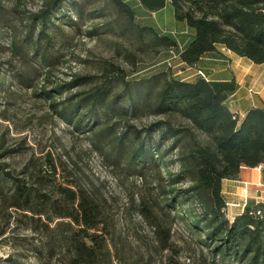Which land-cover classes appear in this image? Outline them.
<instances>
[{
  "label": "trees",
  "instance_id": "16d2710c",
  "mask_svg": "<svg viewBox=\"0 0 264 264\" xmlns=\"http://www.w3.org/2000/svg\"><path fill=\"white\" fill-rule=\"evenodd\" d=\"M42 1L26 14L18 10L20 0H0V36L10 33L11 57L23 65L16 77L26 87L31 86L25 63L34 72L41 68L48 80L58 61L56 45L68 37L65 26H77L71 15L84 19L89 2ZM102 1L130 26L135 16L126 0ZM132 1L150 13L169 5L173 19L184 24L191 37L183 49L173 38L155 37L158 47L174 51L187 67L198 69L200 59L210 54L227 62L223 52L264 65V0ZM143 31L154 33L150 28ZM101 78L96 84L94 78L77 75L38 92L64 123L91 135L92 149L109 165L133 177L151 173L158 199L155 196V206L148 202L142 207L143 215L155 208L171 223H181L190 239L211 254L208 264H264V203L249 199L228 219L222 193V182L237 180L242 168L262 167L264 172V104L256 103L242 116L233 112L229 103L237 86L232 77L185 81L159 73L126 81L123 71L116 70ZM117 85L122 89L117 91ZM84 86L90 87L81 92ZM147 116L163 119L143 130L126 124ZM172 117L186 124L174 126ZM7 154L0 144V205L27 219L48 258L56 256L60 264H123L114 251L108 215L86 189L74 181L57 182L49 157L45 168L28 171L24 166L14 175L3 160ZM173 154V160H167ZM8 182L11 188L5 192ZM155 224L161 246L167 248L166 228Z\"/></svg>",
  "mask_w": 264,
  "mask_h": 264
},
{
  "label": "rangeland",
  "instance_id": "374dc122",
  "mask_svg": "<svg viewBox=\"0 0 264 264\" xmlns=\"http://www.w3.org/2000/svg\"><path fill=\"white\" fill-rule=\"evenodd\" d=\"M42 2L20 0L18 10L32 13ZM126 2L135 16L128 27L126 20L123 17L120 20V16L110 7H105L102 0H89L82 20L72 14L71 21L77 26L63 27L68 37L61 38L56 45L58 61L52 67L48 80L41 68L34 72L25 63L31 87L20 85L16 77L23 65L18 57H11L10 33L0 36V144L10 153L3 160L9 165L8 170L16 175L24 166L28 171L41 165L45 168V160L49 157L51 164L55 165L57 182L74 181L86 189L108 215L114 251H118L123 264H208L212 260L211 254L190 239L181 223H171L169 217L155 208H150L145 215L140 212L148 202L155 206L157 195L152 189L151 173H146L144 178L133 177L119 167L109 165L92 149L91 135L64 123L38 92L44 86L50 90L51 85L77 75L94 78L92 81L98 84L102 81L101 76L115 74L116 70L123 71L126 81L147 79L159 73L185 81L200 76V70L185 66L174 51L158 47L161 46L158 45V37L173 38L181 49L191 37L185 25L173 19L169 5L150 13L132 0ZM144 28H150L154 33L140 32ZM226 55L227 62L223 61L221 65L226 67L237 86L229 103L231 110L237 112L241 106L264 100V65H253L233 54ZM32 65L36 69L37 65L33 62ZM193 73L196 76L192 78ZM89 87L84 86L80 90L87 91ZM116 87L117 91L122 89V85ZM262 100L260 102L264 104ZM160 119L163 117L147 116L128 120L126 124L143 130ZM171 122L174 126L186 124L175 117ZM152 137L154 141L158 139L155 135ZM199 139L202 140L201 137ZM173 158L174 154L167 160ZM244 184L251 188V183L241 182L238 194H243ZM261 187L258 183L255 188ZM8 188H11L10 182L4 191L7 192ZM239 196L235 195L236 200H240ZM239 200H225L228 219L242 211L229 206ZM156 222L166 228L167 248L161 246ZM28 226L30 223L22 215L0 205V264H60L56 256L47 257L39 235L31 232ZM37 249L42 250V255Z\"/></svg>",
  "mask_w": 264,
  "mask_h": 264
},
{
  "label": "crops",
  "instance_id": "0c3cea01",
  "mask_svg": "<svg viewBox=\"0 0 264 264\" xmlns=\"http://www.w3.org/2000/svg\"><path fill=\"white\" fill-rule=\"evenodd\" d=\"M220 50L223 52V49ZM223 54L226 55L231 53L223 52ZM221 63H223V61L218 56H216L215 54H210L201 58L200 62L197 63V67L207 75V78L210 79V81H230V73L228 70H226V67L221 65ZM194 73L190 77L193 78L194 76H196ZM260 101L258 100L255 102H251L247 107L241 106L237 112H239V115L242 116L247 109L254 107L255 104ZM262 101L264 102V100ZM261 169L262 167L253 169L242 168L237 180H224L222 182V193L225 197V200H232V202L239 200L238 198L236 200L235 195H240L238 194V192L240 190L241 182L246 181L251 183L249 194L250 198L264 203V172H262ZM258 183L262 185L261 188H255ZM240 212H237L236 214Z\"/></svg>",
  "mask_w": 264,
  "mask_h": 264
},
{
  "label": "built area",
  "instance_id": "2783aa9c",
  "mask_svg": "<svg viewBox=\"0 0 264 264\" xmlns=\"http://www.w3.org/2000/svg\"><path fill=\"white\" fill-rule=\"evenodd\" d=\"M198 74L203 77L206 81H207V78L205 77V75L201 72V71H198ZM244 191H243V194L241 195L240 194V202H236V203H231L229 204L230 207H234V208H239V209H243L245 204L247 203V200L249 199V188L247 186V184H244Z\"/></svg>",
  "mask_w": 264,
  "mask_h": 264
}]
</instances>
